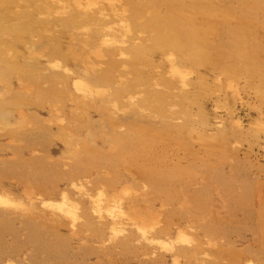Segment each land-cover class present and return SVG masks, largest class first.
<instances>
[{
    "label": "rangeland",
    "instance_id": "374dc122",
    "mask_svg": "<svg viewBox=\"0 0 264 264\" xmlns=\"http://www.w3.org/2000/svg\"><path fill=\"white\" fill-rule=\"evenodd\" d=\"M0 264H264V0H0Z\"/></svg>",
    "mask_w": 264,
    "mask_h": 264
},
{
    "label": "bare ground",
    "instance_id": "6f19581e",
    "mask_svg": "<svg viewBox=\"0 0 264 264\" xmlns=\"http://www.w3.org/2000/svg\"><path fill=\"white\" fill-rule=\"evenodd\" d=\"M156 10H157V8H152V11L154 12V13H153L154 16H152V18H153L152 20H154V19H155L154 17H156V16H155V14H156ZM137 12H138V11H137ZM156 18H157V17H156ZM164 18H165V16H164V17H159L158 20H159V21H162V19H164ZM152 20H151V21H152ZM170 20H171V19H170ZM164 21H166L165 24L170 23L167 19H166V20L164 19ZM166 29H167V28H166ZM168 44H171V45L174 44V46L177 45V44L174 43V42H168Z\"/></svg>",
    "mask_w": 264,
    "mask_h": 264
}]
</instances>
